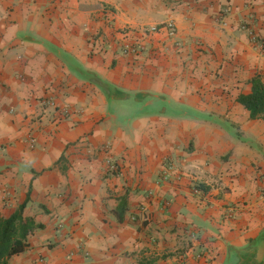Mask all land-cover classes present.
<instances>
[{
  "label": "crops",
  "instance_id": "crops-1",
  "mask_svg": "<svg viewBox=\"0 0 264 264\" xmlns=\"http://www.w3.org/2000/svg\"><path fill=\"white\" fill-rule=\"evenodd\" d=\"M257 74L264 0H0L8 264H264Z\"/></svg>",
  "mask_w": 264,
  "mask_h": 264
},
{
  "label": "trees",
  "instance_id": "trees-1",
  "mask_svg": "<svg viewBox=\"0 0 264 264\" xmlns=\"http://www.w3.org/2000/svg\"><path fill=\"white\" fill-rule=\"evenodd\" d=\"M75 67L80 74L88 77L87 71L79 64H76ZM251 82V92L240 94L238 100L250 111L251 118H264V79L260 74H257ZM96 83L102 87L108 84L101 77H98ZM198 186L202 187L201 184ZM28 198L29 195L27 200L12 215L0 216V264H8L11 256L25 251L29 246L28 236L37 227L41 226L35 223L33 218L25 217L23 214ZM124 212L123 201L121 208L118 210L119 219L122 220L124 218Z\"/></svg>",
  "mask_w": 264,
  "mask_h": 264
},
{
  "label": "built area",
  "instance_id": "built-area-1",
  "mask_svg": "<svg viewBox=\"0 0 264 264\" xmlns=\"http://www.w3.org/2000/svg\"><path fill=\"white\" fill-rule=\"evenodd\" d=\"M160 28H165V29H167L168 32H169V34L172 35V36L175 34V24H174V21H173V20H168V21H166V22L163 24V26L153 25V26L150 28V30H151V31H158ZM254 38H255V37H254ZM123 49H124L125 51H134V50H136V46H135V44L132 43V42H126V43H124V45H123ZM31 141L34 142V138L31 139ZM103 148H104V147H103ZM109 165H110L111 169H113V170H115V171L120 170L119 163H117L116 161L114 162V161L110 160V161H109Z\"/></svg>",
  "mask_w": 264,
  "mask_h": 264
}]
</instances>
